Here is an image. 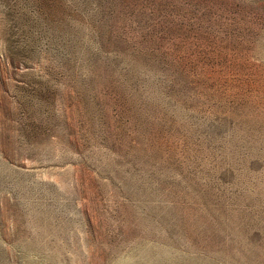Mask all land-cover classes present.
Here are the masks:
<instances>
[{
    "label": "rangeland",
    "instance_id": "374dc122",
    "mask_svg": "<svg viewBox=\"0 0 264 264\" xmlns=\"http://www.w3.org/2000/svg\"><path fill=\"white\" fill-rule=\"evenodd\" d=\"M0 264H264V0H0Z\"/></svg>",
    "mask_w": 264,
    "mask_h": 264
}]
</instances>
